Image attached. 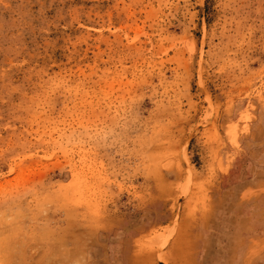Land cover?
Instances as JSON below:
<instances>
[{
    "label": "rangeland",
    "instance_id": "374dc122",
    "mask_svg": "<svg viewBox=\"0 0 264 264\" xmlns=\"http://www.w3.org/2000/svg\"><path fill=\"white\" fill-rule=\"evenodd\" d=\"M181 255L264 264V0H0V264Z\"/></svg>",
    "mask_w": 264,
    "mask_h": 264
},
{
    "label": "crops",
    "instance_id": "0c3cea01",
    "mask_svg": "<svg viewBox=\"0 0 264 264\" xmlns=\"http://www.w3.org/2000/svg\"><path fill=\"white\" fill-rule=\"evenodd\" d=\"M179 255H180V254H179ZM185 256H186V255H183V256L181 255V257H180V258H178V264H179V261H180V263H182V264H183V262H184V261H183V260H181V259L185 258ZM175 262H176V260H175ZM175 264H176V263H175Z\"/></svg>",
    "mask_w": 264,
    "mask_h": 264
}]
</instances>
